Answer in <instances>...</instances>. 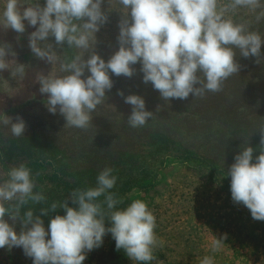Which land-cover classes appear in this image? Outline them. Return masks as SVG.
Here are the masks:
<instances>
[{
	"label": "rangeland",
	"instance_id": "rangeland-1",
	"mask_svg": "<svg viewBox=\"0 0 264 264\" xmlns=\"http://www.w3.org/2000/svg\"><path fill=\"white\" fill-rule=\"evenodd\" d=\"M44 2L40 0L41 6ZM227 2L220 0L221 4ZM4 3L0 0V10ZM101 9L108 20L96 33L94 51L107 62L119 50V24L128 10L117 0H104ZM260 12H264V0L255 11L238 8L227 15L237 23H247L249 30L264 38V18L256 20ZM24 23V33L0 28V43L10 44L16 61L26 68L23 79L13 77L10 70L0 71V113L13 117V122L22 117L26 123L20 137L0 125V181L7 179L13 166L26 164L36 185L34 192H42L46 201L30 202L21 214L31 208L47 229L51 218L65 213L58 208L44 215L41 208L64 200L70 207H78L72 204L71 192L94 187L100 171L111 167L118 179L110 191L124 201L118 207L142 199L156 217L155 233L163 246L154 249L155 259L149 264H200L206 255L213 256L214 264H264V221L254 220L246 206L233 202L231 178L226 175L242 147H253V162L261 154L264 44L259 63L257 57L245 58L237 50L239 72L224 82L222 91L207 92L203 98L190 94L184 100H163L150 82H143L139 62L132 66L135 73L130 78L109 73L113 87L106 92L107 99L91 113L92 125L80 129L67 126L59 111H48V94L40 92L36 77L51 71L60 74L59 64L53 66L34 56L28 37L39 25ZM49 42L61 59L78 52L66 43L56 46L54 37ZM89 55L86 52L84 59ZM89 75L86 69L82 78ZM120 91L123 96L118 95ZM131 94L140 95L146 110L154 114L143 127L127 123L132 105L124 97ZM110 226L106 220L105 227ZM21 227L16 222L15 231L19 233ZM224 234L222 249L213 253L211 239ZM0 264H33V258L25 256L22 247H5L0 248ZM82 264L136 262L115 249V240L108 233Z\"/></svg>",
	"mask_w": 264,
	"mask_h": 264
},
{
	"label": "clouds",
	"instance_id": "clouds-1",
	"mask_svg": "<svg viewBox=\"0 0 264 264\" xmlns=\"http://www.w3.org/2000/svg\"><path fill=\"white\" fill-rule=\"evenodd\" d=\"M103 3L45 0L41 6L40 0H5L0 10V28L5 30L24 33V21L29 26L39 25L29 34L28 46L36 58L53 66L58 63L60 74L39 73L36 79L40 92L48 94V111H59L69 127L87 129L92 125L91 113L105 102L106 92L113 87L109 73L130 78L137 62L143 82H150L165 101L184 100L190 94L203 98L207 92L222 91L224 82L240 70L237 50L241 56H254L260 62L264 38L227 14L238 8L255 11L261 0H228L224 4L220 0H117L128 11L119 24V50L107 62L94 51L96 33L108 20L101 9ZM261 18L264 12L256 16L257 21ZM49 37H54L56 46L66 43L68 48L77 49V54L61 59ZM86 52L90 55L84 59ZM16 55L10 44L0 43V71L10 70L13 77L23 79L26 68L16 61ZM8 56L13 59H6ZM86 69L90 75L82 78ZM118 95L124 94L120 91ZM124 102L132 105L127 119L130 127H143L154 115L146 110L140 95H128ZM0 125L10 127L14 137L23 136L26 129L22 117L13 122V117L4 113H0ZM259 132L261 154L255 162L253 147H242L226 175L231 178L233 202L246 206L254 220L264 221V127ZM113 172L105 167L94 187L73 190L71 201L78 207H70L64 200L41 208L44 215L58 208L65 213L51 218L46 229L41 216L31 208L21 214L30 202L39 204L46 197L34 192L36 185L26 164L13 166L7 179L0 181V248L22 247L33 264H82L87 253L99 248L104 236L111 233L117 251L123 250L136 264H149L155 259L154 249L163 246L155 233L156 217L142 199L118 207L124 201L110 191L118 179ZM106 220L110 227H105ZM16 222L22 226L19 233ZM226 238L227 234L219 239L214 236L211 251L219 252ZM200 264H214L213 256H204Z\"/></svg>",
	"mask_w": 264,
	"mask_h": 264
}]
</instances>
